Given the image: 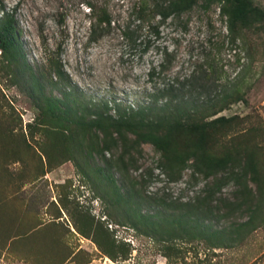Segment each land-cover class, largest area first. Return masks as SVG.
<instances>
[{"label":"rangeland","instance_id":"1","mask_svg":"<svg viewBox=\"0 0 264 264\" xmlns=\"http://www.w3.org/2000/svg\"><path fill=\"white\" fill-rule=\"evenodd\" d=\"M142 1L0 0L20 45L15 56L0 49V264H264V30L228 31L224 1L141 19ZM162 59L168 69L149 79ZM199 65L242 98L205 117H234L206 149L236 151L231 169L207 172L112 125L114 105L136 106ZM40 94L70 106L56 127L30 97ZM248 153L255 170L243 185ZM247 193L262 205L234 245L213 246L185 222L229 228L245 220L235 206Z\"/></svg>","mask_w":264,"mask_h":264},{"label":"trees","instance_id":"2","mask_svg":"<svg viewBox=\"0 0 264 264\" xmlns=\"http://www.w3.org/2000/svg\"><path fill=\"white\" fill-rule=\"evenodd\" d=\"M219 1L228 4L226 22L228 31L231 32L236 25L241 28L264 30V9L254 5L251 0ZM195 3L196 0H151V2L143 0L138 11V18L143 19L146 12H150L151 15H159L161 19L174 15L178 16L190 9ZM86 5L89 9H94L89 2H86ZM8 16L6 12H3L0 17V49L15 56L19 53L20 45ZM96 19L105 25H109L111 21L104 10L96 14ZM5 20L8 21L7 25H5ZM153 33H157L156 30ZM146 48L147 45L143 44L141 53ZM164 54L167 55V52ZM157 67V70L153 65L148 68L149 79L154 75H163L168 69V60L162 59ZM211 71L214 72V70ZM210 73L209 67L202 68L199 65L181 79L174 76L167 81L161 80L150 88L146 94V99L136 106L119 108L114 105L115 118H112V125L116 128L124 127L129 131L139 129V139L170 153L174 159H192L199 162L202 169L207 172H216L225 168L231 169L235 164L239 165L241 158L236 151L232 150V153L225 151L218 156L210 155L206 151L208 143L212 140L211 134L231 126L234 117L224 115L214 116L210 119H205V117L222 109L228 100L242 101L235 89V83H216L214 81L216 78L210 81V77L214 74L210 75ZM208 81L210 82L208 83ZM30 97L35 106L44 114L45 121L50 127L59 125L60 120L66 119L67 114L71 112L70 106L63 100L43 94L37 97L30 95ZM94 123H97V120H94ZM91 124L89 123V125ZM243 161L245 166H243L244 169L242 168L243 172H241L240 179L244 185L248 168L255 170V158L252 153H248L244 156ZM245 169L247 170L245 171ZM257 194L260 197L262 193L257 192ZM257 196L254 197L252 193H247L246 198H243L242 202L235 206V208L243 206L246 218L243 221L234 222L229 228H214L208 222L204 223L203 217H193L192 219L185 217V222L194 223L189 225L190 230L199 234L213 246L228 247L234 245L255 225L254 218L262 205ZM177 218L174 220L179 221L180 216Z\"/></svg>","mask_w":264,"mask_h":264}]
</instances>
